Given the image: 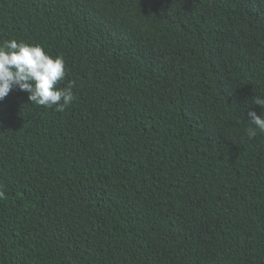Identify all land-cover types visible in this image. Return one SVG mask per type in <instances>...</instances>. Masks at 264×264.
Segmentation results:
<instances>
[{"label":"trees","instance_id":"16d2710c","mask_svg":"<svg viewBox=\"0 0 264 264\" xmlns=\"http://www.w3.org/2000/svg\"><path fill=\"white\" fill-rule=\"evenodd\" d=\"M73 102H0V264H264V0H0V44Z\"/></svg>","mask_w":264,"mask_h":264},{"label":"clouds","instance_id":"9594fccd","mask_svg":"<svg viewBox=\"0 0 264 264\" xmlns=\"http://www.w3.org/2000/svg\"><path fill=\"white\" fill-rule=\"evenodd\" d=\"M66 76V65L62 56L52 57L39 44H29L15 39L0 44V102L13 89L28 93L30 104L64 111L74 100L71 85L58 88ZM252 104L264 107V96L252 97ZM252 136L257 131L264 133V112L257 115L248 111ZM4 192L0 191V198Z\"/></svg>","mask_w":264,"mask_h":264}]
</instances>
